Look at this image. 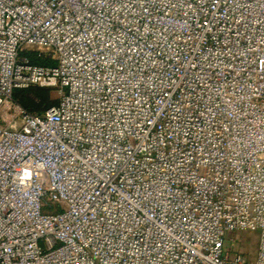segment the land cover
I'll return each instance as SVG.
<instances>
[{
    "label": "built area",
    "instance_id": "obj_1",
    "mask_svg": "<svg viewBox=\"0 0 264 264\" xmlns=\"http://www.w3.org/2000/svg\"><path fill=\"white\" fill-rule=\"evenodd\" d=\"M0 264H264V0H0Z\"/></svg>",
    "mask_w": 264,
    "mask_h": 264
},
{
    "label": "rangeland",
    "instance_id": "obj_2",
    "mask_svg": "<svg viewBox=\"0 0 264 264\" xmlns=\"http://www.w3.org/2000/svg\"><path fill=\"white\" fill-rule=\"evenodd\" d=\"M22 90H27L23 98L27 101L29 108L22 106V97L13 95V99L28 112L41 113L59 100V92L56 86H39V88H34L31 91L29 88ZM233 238L236 243L234 248L237 251L245 254L250 259L254 258L258 240L257 233L235 234Z\"/></svg>",
    "mask_w": 264,
    "mask_h": 264
},
{
    "label": "trees",
    "instance_id": "obj_3",
    "mask_svg": "<svg viewBox=\"0 0 264 264\" xmlns=\"http://www.w3.org/2000/svg\"><path fill=\"white\" fill-rule=\"evenodd\" d=\"M33 63L34 64H37V65H49L50 63L48 62V61H46V60H41V59H35V60H33ZM34 88H39V86H34V87H31V88H29V90L31 91L32 89H34ZM27 92V90H16L15 92H14V94L13 95H15V96H17V97H22V100L23 101H21V104H22V106L23 107H26V108H29V106H28V103H27V101L23 98V95H24V93H26ZM53 105H55V104H53ZM52 105V106H53ZM44 112V111H43ZM43 112H41V113H43ZM35 113V112H34ZM41 113H38V114H41Z\"/></svg>",
    "mask_w": 264,
    "mask_h": 264
},
{
    "label": "crops",
    "instance_id": "obj_4",
    "mask_svg": "<svg viewBox=\"0 0 264 264\" xmlns=\"http://www.w3.org/2000/svg\"><path fill=\"white\" fill-rule=\"evenodd\" d=\"M255 255V254H254Z\"/></svg>",
    "mask_w": 264,
    "mask_h": 264
}]
</instances>
